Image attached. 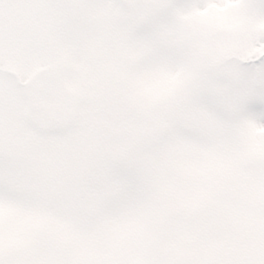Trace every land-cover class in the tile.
I'll use <instances>...</instances> for the list:
<instances>
[{"label": "snow or ice", "instance_id": "6c2138e0", "mask_svg": "<svg viewBox=\"0 0 264 264\" xmlns=\"http://www.w3.org/2000/svg\"><path fill=\"white\" fill-rule=\"evenodd\" d=\"M0 264H264V0H0Z\"/></svg>", "mask_w": 264, "mask_h": 264}]
</instances>
